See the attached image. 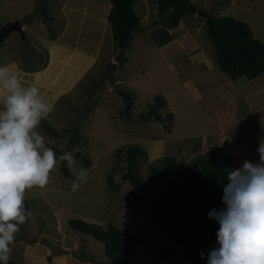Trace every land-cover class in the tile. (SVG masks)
Masks as SVG:
<instances>
[{
    "label": "rangeland",
    "instance_id": "1",
    "mask_svg": "<svg viewBox=\"0 0 264 264\" xmlns=\"http://www.w3.org/2000/svg\"><path fill=\"white\" fill-rule=\"evenodd\" d=\"M191 1L198 12L245 22L264 44V0ZM43 6L54 22L43 21ZM110 8L109 0H0V28L19 20L26 34L22 40L12 33L0 46V264H118L102 243L71 230L72 218L132 234L137 248L129 264H264V234L256 243L245 220L258 212L245 208L251 201L264 203V78L230 79L216 65L202 17L170 30L156 0H137L146 33L120 61ZM115 88L134 99L129 117ZM156 96L166 99L162 113L174 114L173 123L140 119ZM42 120L60 136L49 135ZM32 129L42 145L23 142L21 133ZM75 132L84 140H73ZM129 144L146 150L138 165L144 179L161 157L174 156L184 168L213 147L228 150L235 161L232 216L244 222L230 227L236 246L223 253L214 244L208 261L186 259L172 231L149 216L153 202L143 194L131 200L123 172H114L116 150ZM27 153L36 158L37 176L18 166ZM78 153L90 159L88 169ZM111 173L118 190L108 183ZM43 240L66 253L49 260Z\"/></svg>",
    "mask_w": 264,
    "mask_h": 264
},
{
    "label": "trees",
    "instance_id": "2",
    "mask_svg": "<svg viewBox=\"0 0 264 264\" xmlns=\"http://www.w3.org/2000/svg\"><path fill=\"white\" fill-rule=\"evenodd\" d=\"M109 1L111 8L108 21L112 38L121 50L118 58L120 61H127L124 50L132 45L136 35L145 34L146 28L134 8L137 0ZM156 6L158 18L170 30L176 29L184 18H193L198 14V7L191 0H156ZM38 12L44 22H54L46 6ZM202 20L205 35L213 45L219 70L233 81L240 77L248 80L264 78V44L254 37L245 22L229 16L212 17L210 20L202 17ZM121 93L130 98L131 110L134 102L132 95L128 92ZM124 102L126 105L125 100ZM166 106V99L156 96L153 102L148 103V113L141 114L140 119L145 122L156 121L162 125L173 123L174 114L162 113ZM123 115L126 116L125 113ZM41 125L49 135L60 136L48 122L42 120ZM21 138L26 144L42 145L44 142L42 136L34 129L22 132ZM72 139L78 142L84 140L76 132ZM77 157L82 159L86 169L91 166L88 157H83L81 153H78ZM114 157L117 163L114 172H123L122 180L132 187L128 193L131 200H137L140 194H143L144 198L153 202L149 216L157 226L172 231L177 242L184 246L186 259L208 261L209 249L214 244H219L223 253L236 246L238 240L230 227L238 229L244 222L232 216L230 197L234 187L231 176L235 170V161L224 147H213L200 153L184 168L174 156L161 157L148 166L146 179L138 171L139 161L146 157V150L142 146L129 144L120 147ZM35 162L34 154L27 153L19 159L18 166L30 168L33 175L37 176L40 168ZM122 163L125 165H121ZM62 172L66 178L76 179L65 167ZM108 183L118 190V187L113 185V173L110 174ZM251 205H254L258 212L254 217L248 213L245 220L253 231L255 242L258 243L264 234V231H259L264 218V203L251 201L245 208L251 211ZM68 226L71 230L102 243L105 256L111 262L129 264L135 255L136 238L114 223H109L104 228L99 224L72 218L69 219Z\"/></svg>",
    "mask_w": 264,
    "mask_h": 264
},
{
    "label": "water",
    "instance_id": "3",
    "mask_svg": "<svg viewBox=\"0 0 264 264\" xmlns=\"http://www.w3.org/2000/svg\"><path fill=\"white\" fill-rule=\"evenodd\" d=\"M198 14L203 17L204 19L210 20L212 19V14L204 13V12H198ZM12 33H18L21 36L22 40L26 39V34L24 31V28L19 20H15L12 22H8L4 24L0 28V46L5 42V40L12 34ZM116 91L121 95V97L126 101V107L124 110V113L127 117H129V108H130V98L126 96L125 94L121 93L117 88H115ZM42 243L46 245L51 255L49 256V260H52L53 257H57L63 253H66L65 250L60 249L56 245H52L49 242L43 240Z\"/></svg>",
    "mask_w": 264,
    "mask_h": 264
},
{
    "label": "crops",
    "instance_id": "4",
    "mask_svg": "<svg viewBox=\"0 0 264 264\" xmlns=\"http://www.w3.org/2000/svg\"><path fill=\"white\" fill-rule=\"evenodd\" d=\"M213 71H214V74H216V69L215 68H213Z\"/></svg>",
    "mask_w": 264,
    "mask_h": 264
}]
</instances>
